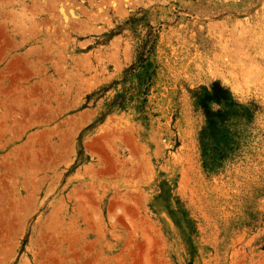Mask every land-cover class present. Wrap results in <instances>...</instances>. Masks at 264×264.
Returning <instances> with one entry per match:
<instances>
[{"label": "rangeland", "instance_id": "rangeland-1", "mask_svg": "<svg viewBox=\"0 0 264 264\" xmlns=\"http://www.w3.org/2000/svg\"><path fill=\"white\" fill-rule=\"evenodd\" d=\"M0 25V264H264V0H0ZM212 84L252 113L207 170Z\"/></svg>", "mask_w": 264, "mask_h": 264}, {"label": "trees", "instance_id": "trees-1", "mask_svg": "<svg viewBox=\"0 0 264 264\" xmlns=\"http://www.w3.org/2000/svg\"><path fill=\"white\" fill-rule=\"evenodd\" d=\"M190 93L194 104L203 110L205 124L199 138L201 157L205 169L212 170L236 151L239 133L236 127L249 119L251 104L239 103L227 88L215 84ZM214 107H217L215 111Z\"/></svg>", "mask_w": 264, "mask_h": 264}, {"label": "crops", "instance_id": "crops-1", "mask_svg": "<svg viewBox=\"0 0 264 264\" xmlns=\"http://www.w3.org/2000/svg\"><path fill=\"white\" fill-rule=\"evenodd\" d=\"M7 37L5 35V31L3 30V27L0 25V49L4 45V40H6ZM7 44V43H6ZM6 44L4 47H6ZM2 54V51L0 52V55Z\"/></svg>", "mask_w": 264, "mask_h": 264}]
</instances>
